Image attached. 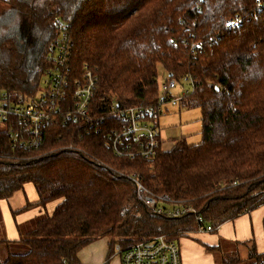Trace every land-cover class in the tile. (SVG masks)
<instances>
[{
    "label": "trees",
    "instance_id": "obj_1",
    "mask_svg": "<svg viewBox=\"0 0 264 264\" xmlns=\"http://www.w3.org/2000/svg\"><path fill=\"white\" fill-rule=\"evenodd\" d=\"M0 1V90H38L55 17L67 25L69 67H87L95 79L92 123L52 122L35 150L11 149L0 130V199L31 182L34 204L59 200L20 237L26 253H10L4 240L0 264H78L79 250L98 238L109 258L116 245L199 228L192 214L149 209L133 178L215 226L264 204V0ZM160 68L191 80L181 103L200 108L201 141L176 140L151 161L118 157L106 133L122 126L120 110L157 99ZM221 264H264V251L252 241L245 261L230 253Z\"/></svg>",
    "mask_w": 264,
    "mask_h": 264
},
{
    "label": "built area",
    "instance_id": "obj_2",
    "mask_svg": "<svg viewBox=\"0 0 264 264\" xmlns=\"http://www.w3.org/2000/svg\"><path fill=\"white\" fill-rule=\"evenodd\" d=\"M53 26L56 33L46 44L45 62L48 66L38 90L31 96L0 90V122L6 125L11 149H37L43 141L46 126L52 122L92 123L95 119L91 114L95 87L92 72L87 67H83L80 73L71 70V41L66 22L55 17ZM185 82L191 86L190 89H185ZM177 84L174 77L166 75L161 83L158 81V96L153 103L132 105L118 112L122 126L113 127L106 133L107 144L114 155L128 159L140 157L148 161L155 157L158 148L161 149L156 120L166 106H182L181 99L192 91L188 77L181 83V92L173 94ZM133 180L138 199L155 213L166 217L192 214L203 231H213L218 227L206 222L190 204L176 201L168 194L156 195L135 178ZM115 248L120 264H182L177 240L164 235L144 239L124 249L118 245Z\"/></svg>",
    "mask_w": 264,
    "mask_h": 264
},
{
    "label": "crops",
    "instance_id": "obj_3",
    "mask_svg": "<svg viewBox=\"0 0 264 264\" xmlns=\"http://www.w3.org/2000/svg\"><path fill=\"white\" fill-rule=\"evenodd\" d=\"M155 126L162 150H169L176 140L186 142L184 137H170L168 130L166 133L163 132L158 127V119ZM26 185L28 184L25 183L22 190L15 191L6 199L9 212H14L28 203L34 204L38 201L39 197L35 187L34 194L27 196L25 193ZM14 195H18L17 199L20 204L13 205ZM57 203L53 204V209ZM44 207L46 206L31 205L23 211L15 212L17 213L16 218L18 222H26L30 219H36L37 221V217L42 215ZM18 232L19 235L17 237H9L5 234L4 240L7 243L19 240L23 229ZM252 241L255 243L257 252L264 251V204L232 220L225 221L213 231L208 232L197 228L177 239L180 246L182 264H221L222 257L230 253H237L241 261H245L248 256L250 242ZM8 248L9 244H7ZM107 249L106 238L90 242L79 250L77 254L78 264H120L118 255L112 258L106 257Z\"/></svg>",
    "mask_w": 264,
    "mask_h": 264
},
{
    "label": "rangeland",
    "instance_id": "obj_4",
    "mask_svg": "<svg viewBox=\"0 0 264 264\" xmlns=\"http://www.w3.org/2000/svg\"><path fill=\"white\" fill-rule=\"evenodd\" d=\"M0 7L7 8V5L4 4V2L0 1ZM9 23V20L7 21ZM2 31L4 29L2 28ZM166 77V74L164 73L163 68L158 70V81L161 83L163 79ZM183 86L185 89H190L191 86L188 83H184ZM182 85L180 82H178L176 88L173 90V94H177L181 92ZM158 127L163 131L167 132L169 131L170 137H184L186 138L187 144H196L201 141V129H202V122H201V112L200 108L198 106H172L168 105L166 108L162 110V113L158 117ZM6 129V125L3 122H0V130ZM28 185L25 186V193L27 196L34 194V184L31 182L27 183ZM18 194V193H16ZM18 195H14V201L13 205L20 204L18 201ZM59 200L49 201L45 204L46 207L43 209V213L41 216L37 217V220L46 217L47 215H50L53 211V204L55 202L57 203ZM44 206V205H40ZM17 213L15 211L9 212V207L7 205L6 199H0V241H3L0 245V251H1V257L0 259L6 258V253L4 251V237L5 234L9 237H17L19 235V230L23 233L20 235L23 236V234L26 231L32 230L35 226L36 219H30L26 222H18L16 218ZM101 239V238H98ZM96 239V240H98ZM95 241V240H94ZM8 251L10 253H17V254H23L26 253L29 250V247L26 243L23 241H10L9 243ZM116 247V246H115ZM231 247V246H230ZM4 252H5V258H4ZM118 255V252L116 248L113 251L112 255H109V258L115 257ZM106 257L108 258V249L106 251Z\"/></svg>",
    "mask_w": 264,
    "mask_h": 264
}]
</instances>
